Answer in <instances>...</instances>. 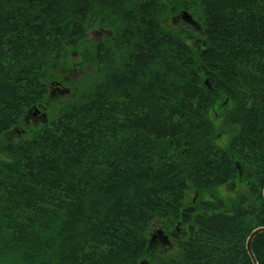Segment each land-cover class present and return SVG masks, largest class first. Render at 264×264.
<instances>
[{
  "label": "trees",
  "instance_id": "obj_1",
  "mask_svg": "<svg viewBox=\"0 0 264 264\" xmlns=\"http://www.w3.org/2000/svg\"><path fill=\"white\" fill-rule=\"evenodd\" d=\"M180 4L199 38L164 25L162 0H0V264H253L247 241L264 226V0ZM76 54L94 68L87 85L8 139ZM238 177L249 197L198 204ZM156 224L173 252H155ZM252 251L264 264V232Z\"/></svg>",
  "mask_w": 264,
  "mask_h": 264
},
{
  "label": "rangeland",
  "instance_id": "obj_2",
  "mask_svg": "<svg viewBox=\"0 0 264 264\" xmlns=\"http://www.w3.org/2000/svg\"><path fill=\"white\" fill-rule=\"evenodd\" d=\"M162 1H164V4L169 9L168 13L166 14L164 25L172 31H184L187 33H191L195 37L199 38V32H197L196 27L192 22L193 18L197 20L195 13H193L192 11L188 12L190 18L192 19L187 22L182 17V12L185 11V9L181 7V0ZM103 34V31L92 30L89 35L90 41L85 44L84 48L91 49L93 47L92 42H97L98 40H100ZM188 40L192 43L191 39ZM73 58L74 60H72V64L67 68V70L62 74L60 78L63 81V83H61L60 89H57L54 94H49L47 97V101L42 106H39V110L44 114V116L41 118H37L36 123L34 122L32 117L25 118L17 128L19 131L14 129L7 134L8 139L17 140L22 136L28 135L32 129H38L42 127L52 118V116L54 115V110L58 109L62 100L72 98L73 92L77 90L76 84L78 82H80L82 86L87 85V80L92 76L91 72L94 71V68L90 66V64L89 66H86L87 69H83L80 65H77L79 64L77 62L80 59V56L78 54L76 56H73ZM222 110L223 109L217 105L212 111V116L218 128V136L216 138V142L220 147L226 148L230 142L232 134L223 123ZM2 156L3 153L0 150V157ZM210 192L211 193L203 192L202 196L199 199V202L197 201L198 204L202 203L205 200L213 201L216 196L220 197V199L227 205L228 208H231L234 204L239 203L243 198L250 196L248 180L244 177H238L234 179L230 183V185H220ZM211 194H214L215 196H212ZM192 195L193 193H191L190 197ZM153 229H155L153 230V232L161 229L164 230V233H167L165 228H161L160 224H156ZM173 250L174 246L172 245V242L167 243L164 246L158 242L155 246L156 253L163 252L165 254H169L173 252ZM146 264H149V262Z\"/></svg>",
  "mask_w": 264,
  "mask_h": 264
},
{
  "label": "flooded vegetation",
  "instance_id": "obj_3",
  "mask_svg": "<svg viewBox=\"0 0 264 264\" xmlns=\"http://www.w3.org/2000/svg\"><path fill=\"white\" fill-rule=\"evenodd\" d=\"M101 39H102V37H101ZM57 89H60V86L51 85V88H50L51 94H54ZM43 116H44V114L41 111L33 110L31 112V117H32V119L34 120L35 123H36V119L37 118H41ZM17 131H19V130L17 129ZM166 232L167 233L161 232V233H158V234L155 235V238H154L155 246H156V244L158 242L161 243L163 246L166 245L167 243H171V241L168 240L170 238V236L168 235L167 229H166Z\"/></svg>",
  "mask_w": 264,
  "mask_h": 264
},
{
  "label": "water",
  "instance_id": "obj_4",
  "mask_svg": "<svg viewBox=\"0 0 264 264\" xmlns=\"http://www.w3.org/2000/svg\"><path fill=\"white\" fill-rule=\"evenodd\" d=\"M182 17H183V19H185L186 21H190V19H192V18H190L189 14H188V11H186V10L182 12ZM207 81H208V79H207ZM34 110L40 111L38 108H35ZM263 195H264V190H263ZM261 232H264V226H261V227L256 228V229L250 234V236H249V238H248V241H247V250H248V252H249V254H250V256H251V259H252V261H253V264H258V262H257V260H256V258H255V256H254V254H253V251H252V240H253V238H254L257 234H259V233H261Z\"/></svg>",
  "mask_w": 264,
  "mask_h": 264
}]
</instances>
